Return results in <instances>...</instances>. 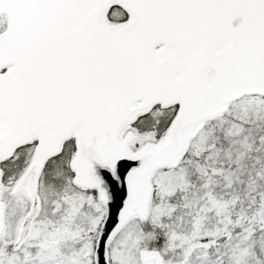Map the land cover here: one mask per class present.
Returning a JSON list of instances; mask_svg holds the SVG:
<instances>
[{
    "label": "snow or ice",
    "instance_id": "6c2138e0",
    "mask_svg": "<svg viewBox=\"0 0 264 264\" xmlns=\"http://www.w3.org/2000/svg\"><path fill=\"white\" fill-rule=\"evenodd\" d=\"M0 264H264V0H0Z\"/></svg>",
    "mask_w": 264,
    "mask_h": 264
}]
</instances>
